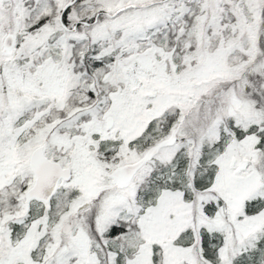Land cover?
I'll use <instances>...</instances> for the list:
<instances>
[{
  "label": "snow or ice",
  "instance_id": "obj_1",
  "mask_svg": "<svg viewBox=\"0 0 264 264\" xmlns=\"http://www.w3.org/2000/svg\"><path fill=\"white\" fill-rule=\"evenodd\" d=\"M0 264H264V0H0Z\"/></svg>",
  "mask_w": 264,
  "mask_h": 264
}]
</instances>
